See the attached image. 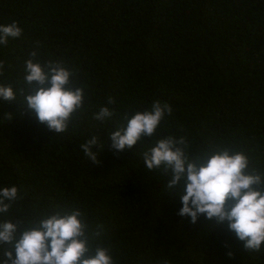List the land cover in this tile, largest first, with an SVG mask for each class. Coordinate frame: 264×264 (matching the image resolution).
<instances>
[{
	"label": "trees",
	"instance_id": "trees-1",
	"mask_svg": "<svg viewBox=\"0 0 264 264\" xmlns=\"http://www.w3.org/2000/svg\"><path fill=\"white\" fill-rule=\"evenodd\" d=\"M14 21L22 36L0 45V84L17 92L0 100V188L15 185L22 199L0 222L76 206L104 226L100 243L116 264H264L227 224L178 215L168 177L141 156L160 138L186 136L191 154L235 146L264 168V0H0V25ZM33 51L84 89L65 133L41 124L19 95ZM156 100L172 114L153 137L123 152L108 145L121 115ZM101 107L116 115L94 120ZM94 135L104 145L98 165L80 147Z\"/></svg>",
	"mask_w": 264,
	"mask_h": 264
},
{
	"label": "clouds",
	"instance_id": "clouds-1",
	"mask_svg": "<svg viewBox=\"0 0 264 264\" xmlns=\"http://www.w3.org/2000/svg\"><path fill=\"white\" fill-rule=\"evenodd\" d=\"M23 29L14 21L0 25V45L19 38ZM25 61L27 92L21 89L24 105L35 112L38 121L50 131H68L76 113L84 109L85 92L74 87L69 71L61 62H40L36 52ZM4 62L0 61V76ZM0 100H17L11 85L0 84ZM109 105L115 100L109 98ZM172 107L156 100L150 109L124 113L116 130L110 132L108 145L118 152L130 149L145 137H153ZM114 110L101 107L93 119L105 122L115 116ZM11 114L5 119L11 120ZM89 161L99 164L98 151L104 148L98 136L81 144ZM186 136H167L141 153L146 169L159 170L168 177L164 191L179 197L178 215L197 223L200 216L227 224L244 248L252 253L264 252V168L255 167L251 158L235 146L200 150L191 154ZM95 149V150H94ZM22 199L17 186L0 188V215H7ZM104 226L91 225L85 211L72 206L54 213L44 212L33 220L0 222V246L7 245L0 264H116L111 249L100 243ZM232 254L229 253V256Z\"/></svg>",
	"mask_w": 264,
	"mask_h": 264
}]
</instances>
